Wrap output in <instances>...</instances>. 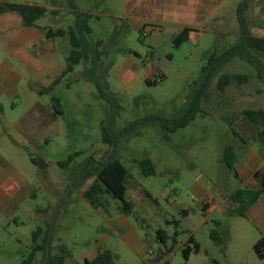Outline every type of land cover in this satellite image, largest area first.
Returning <instances> with one entry per match:
<instances>
[{
	"label": "rangeland",
	"instance_id": "rangeland-1",
	"mask_svg": "<svg viewBox=\"0 0 264 264\" xmlns=\"http://www.w3.org/2000/svg\"><path fill=\"white\" fill-rule=\"evenodd\" d=\"M21 1L59 10L37 21L44 29L73 26L72 3L94 14L88 40L93 45L102 42L101 82L125 106L117 128L153 113L179 114L209 55L239 40V36L191 32L189 39L176 47L174 31L135 26L134 20L123 15V0ZM236 1L223 0L218 11L234 7ZM257 11L252 6L253 20ZM43 41L57 46L58 61L50 68L43 64L20 69L17 92L0 96L1 110L16 122V129L10 128L0 117L5 128L0 133V264H20L30 254L34 230L40 226L46 229L64 196L68 204L60 212L52 240L53 253L65 249L64 264H85L104 248L112 250L116 264H212L213 260L264 264V258L254 250L259 230L251 221L230 215L224 208L207 211L213 198L221 202L241 183L223 160L224 146L240 141L235 129L244 134L241 110L264 108V81L252 78L241 86L233 83L224 92L213 83L203 103L204 114L186 127L165 138L159 125L150 124L125 141L121 160L137 181L126 183L125 199L133 209L124 215L126 222H120V200L113 198L110 211L103 212L83 197L93 180L81 189L72 186L110 147L102 141V122L108 123L111 106L91 79L90 59L82 60L52 91L40 93L61 74L71 48L68 38ZM5 54L0 46V55ZM258 55L264 61V53ZM223 72L254 75L256 69L236 58ZM53 96L60 98L61 113H56ZM75 152L80 154L70 165L59 167V161ZM32 156L43 157L49 167L41 169ZM146 157L156 165L153 175H142L135 161ZM145 189L157 200L148 197ZM214 230L221 243L212 238ZM190 237L199 243V250L186 261L183 247ZM42 239L43 235L40 242ZM42 257L43 251L37 252L36 260Z\"/></svg>",
	"mask_w": 264,
	"mask_h": 264
},
{
	"label": "trees",
	"instance_id": "trees-1",
	"mask_svg": "<svg viewBox=\"0 0 264 264\" xmlns=\"http://www.w3.org/2000/svg\"><path fill=\"white\" fill-rule=\"evenodd\" d=\"M251 0H240L237 6L236 14L240 25L239 40L228 47L226 50L219 51L215 49L208 57L206 63L202 66L200 79L194 81L188 99L184 103L182 111L177 115H163L153 113L146 116L138 117L128 121L123 126L117 128L116 122L118 117L124 111L125 106L122 104L120 97L111 91H108L101 82L99 75V64L103 51L101 49L102 42L98 41L93 45L88 40V34L92 32L90 20L94 16L92 12L80 10L72 3V12L75 16L73 26L67 28L45 27V37L48 40L57 38H68L71 48L66 55V66L54 81L40 89V93L50 92L54 89L65 76L71 74L75 67L84 59H90L91 65L89 73L99 94L111 106L109 121L106 124L102 122V141L110 147L106 154L99 160L94 161L86 167L75 179L72 186L73 189L83 188L90 180V185L84 190L83 197L95 208L103 212L110 211L111 200L118 199L121 204L117 206V210L123 215L132 213L133 204L125 199L127 190L126 183L130 181L136 182V178L130 173L123 164L120 156L122 144L135 136L141 129L150 124H157L163 130L165 138H169L170 134L176 132L180 128L186 127L199 114H204L203 103L210 95L213 83L220 92H224L228 86L235 83L241 86L249 82L252 78L264 81V61L258 53H264V37L255 35L250 26L248 18V10ZM7 12H16L22 18L24 26L37 25V21L48 14H58V9H49L45 5L37 3H26L17 1L0 0V15ZM192 29L183 28L174 38V45L179 47L190 37ZM240 59L250 63L255 69L254 75L246 73H224L226 66L234 59ZM148 83H154L147 80ZM54 107L56 113H61L60 98L53 96ZM240 116L245 122L244 134L237 132L240 140L245 143L257 142L264 143V108L248 107L240 111ZM80 152L71 154L65 160L59 161V167H66L72 163L75 156ZM237 152L232 144L224 146L223 160L227 166L234 171L237 176L235 162L237 161ZM32 162L41 169L46 170L49 162L41 156H32ZM144 176L156 173V165L150 157L135 160ZM253 176L260 182L261 188L258 190L239 188L230 196L231 201L235 204L233 212L235 214L245 216L246 209L254 203L259 195L264 192V166L256 170ZM145 194L154 201L157 199L152 196L148 190H144ZM67 196H64L53 209L51 218L47 221L46 229L38 227L33 232L34 247L30 254L23 259L20 264H64L66 260L65 249L53 253L52 240L54 227L60 212L68 204ZM43 235L40 242L39 238ZM212 238L218 242H222V238L214 230L211 234ZM199 250V243L194 237H190L183 247V256L186 261L189 260L193 251ZM254 250L258 257L264 258V237L258 239L254 244ZM43 251L41 260H36V254ZM85 264H116L111 249L104 248L98 251L93 259H86ZM212 264H220L217 260H213Z\"/></svg>",
	"mask_w": 264,
	"mask_h": 264
},
{
	"label": "crops",
	"instance_id": "crops-1",
	"mask_svg": "<svg viewBox=\"0 0 264 264\" xmlns=\"http://www.w3.org/2000/svg\"><path fill=\"white\" fill-rule=\"evenodd\" d=\"M2 1L35 3L21 0ZM222 2L223 0H123V15L134 20L137 27L144 28L148 25L151 30L160 32L172 30L177 34L188 27L192 29L191 32L196 33L240 36V25L236 14L240 0L234 3V7L218 11ZM252 6L258 9L255 20L251 18ZM248 18L252 32L264 37V0L250 1ZM45 34L46 31L41 25L24 26L21 16L16 12L0 15V46L6 53L0 55V96L3 93L11 95L17 92L18 81L22 77L20 69L40 68L43 64L50 68L58 61L60 54L57 46H50L43 41L46 38ZM0 117L10 128L16 129V122L9 120L1 107ZM1 125L0 133L5 130ZM234 145L238 156L235 162L238 173L236 177L241 183L236 189L228 191L221 202L213 198L207 211L213 212L224 208L233 215L235 204L230 199L233 192L239 188L253 190L261 188L260 182L253 174L264 166V144L245 143L240 140L235 141ZM242 217L251 221L259 230L258 239L264 237V192L246 209V215ZM118 220L126 222L124 215H120ZM97 253L90 259H93Z\"/></svg>",
	"mask_w": 264,
	"mask_h": 264
}]
</instances>
